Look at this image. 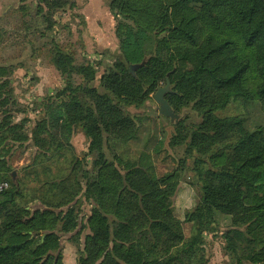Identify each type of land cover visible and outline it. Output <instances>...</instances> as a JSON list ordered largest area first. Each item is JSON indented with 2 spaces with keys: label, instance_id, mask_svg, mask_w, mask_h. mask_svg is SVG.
Here are the masks:
<instances>
[{
  "label": "trees",
  "instance_id": "obj_1",
  "mask_svg": "<svg viewBox=\"0 0 264 264\" xmlns=\"http://www.w3.org/2000/svg\"><path fill=\"white\" fill-rule=\"evenodd\" d=\"M24 1L10 13H19L25 39L51 34L55 14L75 7ZM109 7L118 11V53L103 52L99 76L55 40L42 45L63 87L44 98L32 125L34 109L20 108L11 84L15 67L0 64V183L8 184L0 191V264H63L67 235L76 264H208L205 235L219 242L227 264H264V0H110ZM30 11L36 17L27 21ZM10 35L0 28V44ZM27 43L33 53L43 49ZM166 85L162 98L176 116L168 146L182 152L177 159L146 108ZM232 101L244 115L220 117ZM247 109L258 114L251 126ZM76 134L87 142L82 160ZM15 151L30 152L21 175ZM162 152L171 166L159 173ZM187 173L196 202L181 221L173 199ZM220 216L229 218L226 229Z\"/></svg>",
  "mask_w": 264,
  "mask_h": 264
},
{
  "label": "rangeland",
  "instance_id": "obj_2",
  "mask_svg": "<svg viewBox=\"0 0 264 264\" xmlns=\"http://www.w3.org/2000/svg\"><path fill=\"white\" fill-rule=\"evenodd\" d=\"M106 1L110 2V0ZM5 9V6L0 7V28L10 31L11 35L9 39L5 38L6 41L4 40V43L0 44V64L10 65L13 63V65L16 66L11 78V84L15 88V94L18 97L17 102L20 108L34 109V111L29 112L27 115L30 125L33 124V119L36 115L35 112L40 111L39 107H41L44 98L56 95L63 87L61 78L48 61L47 47H42L43 44L46 45L50 39L55 40L61 48L73 54L76 63L86 61L91 63L98 70L97 76L102 72V70L99 69L98 61L101 59L103 52H108L104 54L107 59L110 58L109 56H112V54L118 53V41L114 34L115 16L112 21H109L108 25L106 21H103L105 26L99 25L101 29L96 30L99 34H92L87 31L85 23L83 25L82 20L77 16L68 18V14L59 12L54 16L56 24L51 34L41 37L35 35L36 33L34 31L32 35L25 39L21 36L23 33L19 32V13H10L9 9L6 11ZM110 9L112 13L118 12L115 8ZM33 17H36V12L30 11L29 17H26V20L30 21ZM28 40L33 41L43 49L33 53L31 47L27 43ZM40 80L44 86L39 87ZM25 103H28L29 106H26L27 104ZM160 107L161 105L154 101V103H147L146 108L147 112L150 114L153 126L155 127L156 136L163 142L165 152L167 151V154L177 159L181 156L182 152L180 150H171L168 146L169 139L173 133L172 123L175 119L174 117L170 119L162 114L160 112ZM253 110L254 109H247V112L249 111L251 115L248 122L250 126L252 122L255 121L256 116H258L256 110ZM143 111L144 109H130L132 114L143 113ZM245 111V108L239 101H232L226 109L219 111L217 114L220 117L236 116L241 114L244 115ZM140 132L143 137L146 135L148 136V132L146 133L144 130ZM71 141L75 156L82 160L87 149L85 138L82 134H76ZM139 144L137 148H139ZM163 155L164 153L162 152L161 155L158 156L157 165L159 173L165 170L169 171L171 166L170 161L164 162L161 160ZM30 158L29 151L24 153L20 151L14 152L11 161L13 165L16 161L18 162L13 166L18 172V175H21V171L30 164ZM89 161V158H87L88 163ZM20 162L22 164H20ZM188 180V173L180 182L177 180L178 190L173 199L175 217L181 221L184 219L185 213L190 211L196 202V194ZM86 206V204L81 205L80 209L83 210V214H87L90 209V207ZM83 214L81 211L79 217ZM219 225L221 229H226L229 225V218L220 216ZM184 230L185 233L188 232V228L185 227ZM86 233H88L87 230L83 232L82 238ZM128 240V238H122V241L127 242ZM205 240L206 255L209 260L208 264H227V260L221 252L219 242L213 241L209 235H205ZM60 242L63 264H76L78 253L70 240V236H62Z\"/></svg>",
  "mask_w": 264,
  "mask_h": 264
},
{
  "label": "crops",
  "instance_id": "obj_3",
  "mask_svg": "<svg viewBox=\"0 0 264 264\" xmlns=\"http://www.w3.org/2000/svg\"><path fill=\"white\" fill-rule=\"evenodd\" d=\"M18 2L19 0H0V7L5 6L6 8L5 11L8 9L10 11L14 6H17ZM23 3L28 5V7H35L37 0H25ZM74 3H75L74 8H68L67 10L63 11V13L68 14V18L77 16L79 19L82 20L83 25L85 23L87 31L92 34L94 33L99 34V32H97L96 30L101 29L99 28V25L105 26L103 21H106L108 25L109 21L113 20L112 11L109 7V2H107L106 0H74ZM6 65L9 66V64H6ZM10 65H12L13 67H16L15 65H13V63ZM40 86H44L42 85L41 80L39 83V87ZM25 104H27L26 106H29L28 103H25ZM35 113L37 114L38 111H36ZM17 163L18 162L16 161L15 164ZM20 164L22 163L20 162Z\"/></svg>",
  "mask_w": 264,
  "mask_h": 264
},
{
  "label": "water",
  "instance_id": "obj_4",
  "mask_svg": "<svg viewBox=\"0 0 264 264\" xmlns=\"http://www.w3.org/2000/svg\"><path fill=\"white\" fill-rule=\"evenodd\" d=\"M167 86H168V85H166L165 87L159 89V90L155 93V95H154V101H155L156 103H158V104L161 105V107H160V112H161L162 114H164V115H166V116H170L171 118H173V117L175 118L176 116H175L174 113L169 109L167 102L164 101L163 98H162L163 93H164L165 91H167Z\"/></svg>",
  "mask_w": 264,
  "mask_h": 264
},
{
  "label": "built area",
  "instance_id": "obj_5",
  "mask_svg": "<svg viewBox=\"0 0 264 264\" xmlns=\"http://www.w3.org/2000/svg\"><path fill=\"white\" fill-rule=\"evenodd\" d=\"M8 187V184L7 183H0V191L6 189Z\"/></svg>",
  "mask_w": 264,
  "mask_h": 264
}]
</instances>
